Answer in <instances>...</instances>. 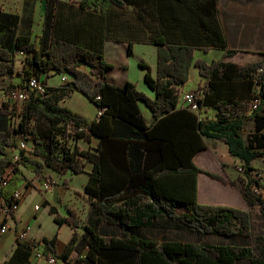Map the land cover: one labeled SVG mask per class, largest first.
<instances>
[{"label": "trees", "instance_id": "1", "mask_svg": "<svg viewBox=\"0 0 264 264\" xmlns=\"http://www.w3.org/2000/svg\"><path fill=\"white\" fill-rule=\"evenodd\" d=\"M44 14L39 44L32 38L31 24H23L18 14L2 11L0 6V76L21 75V82L10 84L5 92L21 88L27 98L17 110L0 102V177L6 168L11 176L0 182V205L6 213L0 218L1 230L8 216L14 217V198L19 189L22 169L39 174L44 165L58 173L78 174L92 164L83 192L91 211L81 222L74 209L67 214L49 211L58 225L82 229L78 245L75 233L62 252L56 248V236L36 242L15 237L14 248L0 264H34L33 250L45 256L68 260L73 250L86 248L84 257L70 258L73 264H264V197L253 161L264 159V51L256 61L235 63L226 60L235 55L228 49L218 25L213 0H176L179 15L172 25H160L163 36L148 34L149 0H43ZM132 9L129 10L128 7ZM132 12L133 22L121 20ZM178 13V12H177ZM173 30L170 32V30ZM133 33L140 38L123 39ZM157 35V34H156ZM107 40L126 41L128 52L134 43L156 46V74L147 63L144 82L154 92L151 97L136 84L126 81L115 85L106 80L112 67L104 54ZM223 50L221 58L206 62L194 57L195 49ZM22 52V68L15 63ZM194 65L202 82L192 90L200 108L213 107L215 116L199 117L178 107L179 90ZM85 67V69L83 68ZM45 73L46 91L31 92L26 81L31 75ZM50 74H69L70 81L58 87L48 86ZM257 86V88H256ZM73 91L84 95L102 113L87 122L59 101ZM256 99L255 107L251 108ZM139 102L159 121L181 116L186 122L188 147H148L157 139L148 130ZM11 117L17 123H9ZM7 121V124H4ZM175 122H178L176 120ZM83 127V128H82ZM30 138L32 156L18 150L16 160L6 149H15L16 136ZM98 138L94 149L76 144L80 138ZM203 138L222 140L230 156L240 161L244 180L238 190L254 216L242 208L200 203L197 176L202 173L234 185L224 176L197 166L194 155L204 148ZM22 176V177H21ZM30 186L29 182L25 184ZM184 206L178 211V206ZM102 226L115 234L107 238ZM182 227L202 235L239 236L243 244L179 241L164 237L160 241L140 234V229Z\"/></svg>", "mask_w": 264, "mask_h": 264}, {"label": "crops", "instance_id": "2", "mask_svg": "<svg viewBox=\"0 0 264 264\" xmlns=\"http://www.w3.org/2000/svg\"><path fill=\"white\" fill-rule=\"evenodd\" d=\"M201 1L203 2V0H196L195 4H199ZM213 1L215 4V15L217 18V22L226 40L227 48L234 49L237 51L235 55L231 57H227L226 60H230L235 63H246V62L259 60L261 58V55L253 52L264 51V0H213ZM0 6L2 11L18 14L23 24L25 23L31 24L32 38L33 35L35 34V37L39 39V36L42 33V22H43V14H44L43 0H0ZM128 9L131 10L132 7L129 6ZM179 9H180V3H178L176 0H149L148 13H147L148 34H151L152 28H155L156 31L154 33L155 34L154 36L155 37L156 36L160 37V35L163 36L164 32L161 31V29L163 28H160V25H172L173 23L172 16L179 15V11H178ZM134 19H135L134 13L128 12L125 15V17L124 16L122 17L121 20L133 22ZM35 27H37V29H35ZM173 30L175 29L172 28L170 32H172ZM121 38L133 39V38H140V36L138 35L134 36L133 33H126V34H122ZM246 42H254L256 44L254 50L245 48L244 44ZM112 44H119V46H123L126 49H128L129 46L126 41L118 42V41L107 40L104 44V54L107 60H108L107 48H110ZM134 44L132 45L131 50L132 48H134ZM143 44L151 45L156 54V46L154 44H149V43H143ZM36 47H38L37 43H36ZM197 52H206V53L216 52L215 54L218 56V58H221L223 55V50L220 49L211 48L208 51L195 49L194 51L195 58H199L195 56ZM108 62H110L112 65V67L107 71V75H106V80L109 83L115 85H123L126 81H129L126 77L115 79L114 77H112V75L110 76L109 71L114 68V64L109 60ZM15 66L19 70L22 68V57L19 55L17 56ZM192 66L190 67L189 70L188 80L191 72H193ZM83 68L85 69V67ZM151 73L153 75L152 69H151ZM39 76L41 78H45V73L41 72ZM71 79L72 76L69 74H50V77L46 79V83L48 86L58 87L63 83L70 81ZM0 80L1 82L7 84V86H9L10 84H18L19 82H21V75L19 74H14L12 76L3 75L0 76ZM201 82L202 80L198 73L196 86H189L187 88H183L184 87L183 85L181 86V88L185 90H194ZM137 87L143 90L147 95L151 97L154 96L153 91L152 93L146 91L142 87V85L140 86L137 84ZM78 94L80 93L77 91L71 92L69 96L60 100L59 104L69 108L73 113L83 117L87 122L96 119L97 116L96 106L93 107V111L90 110L88 107H86L85 103L83 102L84 100ZM4 102H7V98H4ZM139 106L143 113L145 123L148 126V130H152V134L155 136V138L158 137L157 139H152L149 142L148 147H188L186 122L182 121L181 116L170 117L171 119H166L163 122H159L152 115L151 111L142 102H139ZM180 106L181 104L178 103V107ZM215 112L216 109L213 107H202L198 116L201 118L203 117L213 118L215 116ZM176 120H178V122H175ZM11 122L12 121L9 120V123ZM4 124H7V121ZM15 139L18 142L19 136H16ZM203 139H204V148L200 149L194 155L193 161L196 162L197 156L199 155L200 151H204L207 148L209 153L212 155V157H214L217 161L218 170L216 171V173L221 174L224 177H228V178L231 177L230 179L233 181L234 177L233 175H231L232 172L231 165H233L234 162L240 163V161L229 155L227 151V145L222 140L215 138H203ZM98 142H99L98 138H96L95 136H91L89 138L78 139L76 141V144L83 149H87V148L94 149L98 145ZM27 143L28 146L31 145L29 141ZM30 151L31 150L29 149V151L26 152L25 155L33 159H36L37 161L42 162V159L40 157L32 156L30 154ZM6 152L8 157L12 159H14L18 155L17 149L11 150L7 148ZM91 168H92V164L90 162L87 163L84 171L86 174L84 185L88 180L89 172ZM21 169H22V176L28 179L30 186L27 187L25 185L26 184L25 180L23 179L21 180L18 191L22 192V197L20 198V202L14 210V217L13 218L8 217V221L5 226L6 228H5V233H3V237H5L6 233H8L7 230L12 227V223H17L21 221V216L19 214V209L21 208L20 203L27 192L31 191L32 189H37L39 192H44V193L50 191L55 196V198H59L61 193L64 191V189L70 187L67 181L66 183H64L63 182L64 180H62V178L68 180L67 177L65 176V174L69 172L68 170L62 173H58L57 171L53 170L51 167L44 165L40 173L35 174L34 172L26 170L24 168ZM201 174L202 173L198 174L197 176V190H198V183L200 182V180L198 182V178L199 175ZM61 175H63L62 178ZM210 179L215 181L216 183L218 182L222 184V186L233 187L236 190H238L237 182H235V184L232 185L230 183H223L220 180L214 178H210ZM46 181H49L48 185H46ZM200 194H201V190L199 191V195ZM83 195L85 196L84 192ZM201 199L206 200L207 199L206 195H204ZM45 203H49L46 197L43 198V204ZM34 210L39 211L40 206L36 205ZM77 213L79 212L77 211ZM65 226H69V225L66 224L59 225V230L63 229ZM164 229H166V232L161 234V236L159 235V237H153L150 235L148 236L158 241H160L164 237L173 238L179 241H190L187 240L186 238L187 229L185 228L171 226V227H165ZM13 230L14 232L12 233L10 239L14 240V244H15L16 235L22 236L24 239H34V240H40L43 237L51 238L53 236H56L57 238L56 248L58 252H62L64 250L65 246L70 241L74 233L77 237L75 245H78L80 235L82 233L81 228H78L76 230L71 228V234L70 236H68V238L64 236L58 237L57 234H54L52 236L42 235L40 237H35L31 233H29L30 227L28 224L26 226L20 227L19 229H17L15 226ZM172 231H174V233H172ZM3 240L4 238L0 241V245H2ZM14 244L12 247L9 246V250L5 246H3L0 249V261L8 257V255L11 253L12 249L14 248ZM76 248L71 252L70 258H75L77 255L80 257H84L86 253V248H81V251H79ZM31 260L34 264H48L43 257H39L35 259V261L31 257Z\"/></svg>", "mask_w": 264, "mask_h": 264}, {"label": "rangeland", "instance_id": "3", "mask_svg": "<svg viewBox=\"0 0 264 264\" xmlns=\"http://www.w3.org/2000/svg\"><path fill=\"white\" fill-rule=\"evenodd\" d=\"M35 29H37V27H35ZM33 40L38 45L39 39L35 37V34L33 35ZM255 45L256 44L254 42H246L244 44V47L247 49L254 50ZM215 53L216 52H197L195 56L205 60L206 62H210L211 60L218 58ZM107 58L114 64V68L109 71L110 76L112 75V77H114L115 79L126 77L129 81L135 83L136 87L137 84L140 86L142 85V87L146 91L152 93V90L144 82L143 77L145 69L139 65L140 62L147 63L153 71V76L156 74V54L151 45L135 43L134 48H132L131 52H128V49L124 48L123 46H119V44H112L110 48H107ZM192 69L193 72H191L189 80L187 83L184 84L183 88L197 85V68L195 66H192ZM7 87V84L1 82L0 80V102H4V98L7 93L5 92V90L7 89ZM78 95L84 100L83 102L85 103L86 107L93 111V107L95 105L81 93ZM11 121L13 124H16L17 118L11 117ZM25 139L27 142L29 141L31 143L30 138L25 137ZM195 163L198 166H201L202 168L215 173L218 170L217 161L214 157H212L207 148L204 151H200ZM252 164L254 166L253 172L257 177L260 178V181L263 185L261 191L263 192L264 197V159L254 160ZM239 166V162H234L233 165H231V175H233L234 177V183L237 182L238 186L240 185V179L241 181L244 180V174L239 168ZM62 176L63 175H61V178ZM65 176L68 180L64 178H62V180H64V183H66L67 181L70 187L65 188L59 198H55V196L50 191L44 193L39 192L37 189H32L24 195V198L20 203L21 208L19 209L21 221L17 223H12V227L8 230L6 229L8 233H6L5 237H3V233H5V231L1 232L0 241L3 238L4 240L2 242V245H0V249L5 246L9 250V246L12 247L14 244V240L10 239L12 233L14 232L13 228L16 226V228L19 229L20 227L26 226L27 224L30 227L29 233H31L35 237H40L42 235L52 236L54 234H57L58 237L64 236L68 238V236H70L71 234L70 226H65L63 229L59 230V225L53 219L54 214H51L49 211L51 205L55 206L57 214L61 216H65L67 214V209L72 208L76 211V213L77 211L79 212L77 213V216L80 221L82 223L85 222L87 215L91 211V206L88 200L86 199V196L83 195V186L84 180L86 179V174L85 172H81L78 174H72L71 172H67ZM22 178L23 180H25V182H28V179H26V177ZM225 178L231 181V177ZM198 182L199 183L197 190V199L200 203L234 206L245 210H250L254 216L256 215V208L248 206L245 200L243 199L242 195L240 194V191L238 192V190H236L235 188L222 186V184L218 182L216 183L215 181L207 177L205 174L199 175ZM200 190L201 196L199 195ZM204 195H206L207 197L206 200L201 199ZM44 197L48 199L49 203L43 204ZM36 205L40 206L39 211L34 210ZM183 210L184 206L179 205L178 211ZM2 216L3 209L0 205V218ZM164 228L165 227L140 229L139 233L150 235L153 237H159V235L161 236V234L166 232V229ZM101 233L107 238L115 234L114 230L110 226H102ZM172 233H174V231H172ZM186 238L190 241L207 243L233 242L237 244H243L244 242L243 239H241L239 236L229 238L216 234L202 235L198 232L189 230H187L186 232ZM32 258L35 261L36 257L33 256ZM236 264H247V261L241 260L238 261Z\"/></svg>", "mask_w": 264, "mask_h": 264}, {"label": "built area", "instance_id": "4", "mask_svg": "<svg viewBox=\"0 0 264 264\" xmlns=\"http://www.w3.org/2000/svg\"><path fill=\"white\" fill-rule=\"evenodd\" d=\"M75 1H79V0H75ZM18 55L22 56V52L20 51L18 53ZM26 85H27L28 89L31 92H33L35 95H42L46 91V84H45L43 78L38 77L36 75H31L28 78V80L26 81ZM256 88H257V86H256ZM178 90H184V99L182 100L181 107H185V108L189 109L190 111H193V112L199 114L201 108L199 107L198 102L196 100V96L192 92V90H185L181 87H179ZM27 96H28L27 93L24 92L21 88H15V89L8 91L5 95V98H9L10 99V105L16 106V109L18 110L21 106V103L27 98ZM256 103H257V100L254 99L253 103L251 105V108L255 107ZM101 113H102V109H97L96 115L99 116ZM31 148H32V145L28 146V143L25 139V136L19 135V140L17 142L15 149H17V150L23 149L25 151L24 153H26L29 151V149L31 150ZM17 157H18V155L13 160H16ZM11 168L12 167L6 168L5 172L0 177L1 183L4 184L7 181V179H9V177L11 176ZM48 184H49V181H46V185H48ZM21 197H22V192L17 190L14 193V198L20 199ZM16 206L17 205H14V210H15ZM5 213H6V210L3 209V215ZM5 228L6 227H4L1 230V232L5 231ZM32 240H33V242L37 241L34 239H32ZM33 256L36 257V259L39 257H43L48 264H73V261L70 258L68 260H62L60 258H55L51 255L45 256L41 253V251L38 248H35L33 250L32 257Z\"/></svg>", "mask_w": 264, "mask_h": 264}, {"label": "bare ground", "instance_id": "5", "mask_svg": "<svg viewBox=\"0 0 264 264\" xmlns=\"http://www.w3.org/2000/svg\"><path fill=\"white\" fill-rule=\"evenodd\" d=\"M184 99V90H179V103L182 105V100ZM7 103L10 104V99L7 98ZM16 108V106H14Z\"/></svg>", "mask_w": 264, "mask_h": 264}]
</instances>
